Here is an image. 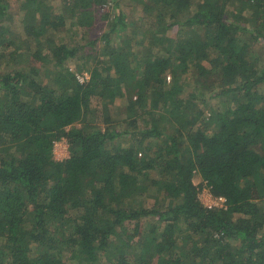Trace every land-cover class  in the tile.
<instances>
[{
    "label": "trees",
    "instance_id": "16d2710c",
    "mask_svg": "<svg viewBox=\"0 0 264 264\" xmlns=\"http://www.w3.org/2000/svg\"><path fill=\"white\" fill-rule=\"evenodd\" d=\"M17 4L19 32L0 0V264H264V0Z\"/></svg>",
    "mask_w": 264,
    "mask_h": 264
},
{
    "label": "rangeland",
    "instance_id": "374dc122",
    "mask_svg": "<svg viewBox=\"0 0 264 264\" xmlns=\"http://www.w3.org/2000/svg\"><path fill=\"white\" fill-rule=\"evenodd\" d=\"M57 3L59 4V1H57ZM10 5H11V10H12V15L15 18V24L13 25L14 26L13 31L19 32V29H22V27L20 25L17 0H10ZM71 68H74V64H71ZM84 74H86V73H84ZM86 75L88 76V74H86ZM122 104H123V101H118L116 103V106L112 108V112L116 114V112L118 111L117 107L122 106ZM54 154H55L56 160H59V161L64 160L67 157H69V150H68L67 142L63 140L62 142L57 143L55 145ZM194 182L197 185H199L201 183V181L198 177L194 179ZM200 198H201L202 203L206 207H208L210 205H214L217 203L215 201L216 197H214L211 194V192L209 191V189L206 187H204V189L202 190V192L200 194Z\"/></svg>",
    "mask_w": 264,
    "mask_h": 264
},
{
    "label": "built area",
    "instance_id": "2783aa9c",
    "mask_svg": "<svg viewBox=\"0 0 264 264\" xmlns=\"http://www.w3.org/2000/svg\"><path fill=\"white\" fill-rule=\"evenodd\" d=\"M77 78L82 83L85 82V81H87L89 79V77L86 74H82V75L81 74H78L77 75ZM215 201L217 203L214 204V205L208 206V208H225V202H226V200L224 198H222V197H216L215 198Z\"/></svg>",
    "mask_w": 264,
    "mask_h": 264
}]
</instances>
